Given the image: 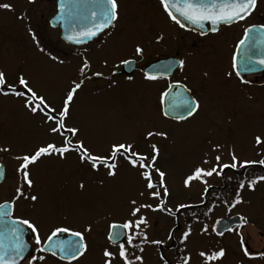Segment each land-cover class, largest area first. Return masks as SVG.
I'll list each match as a JSON object with an SVG mask.
<instances>
[{
    "label": "rangeland",
    "instance_id": "obj_1",
    "mask_svg": "<svg viewBox=\"0 0 264 264\" xmlns=\"http://www.w3.org/2000/svg\"><path fill=\"white\" fill-rule=\"evenodd\" d=\"M5 3L11 5L10 9L0 8V64L6 82L17 84L22 75L30 87L43 95L51 105L59 108L72 82L76 81L70 76L76 65H47L51 64L48 56L41 57L24 51L29 36L26 37L19 29L34 27V11L43 6L41 0H0V4ZM20 38H23L21 46ZM120 52L114 51L113 59L118 60ZM187 71L193 73L190 65ZM138 83L135 79L127 82L118 76L108 82L95 81V85L87 82L77 90L69 106L66 126L78 127L80 131L77 137H72L73 143L83 139L85 146L95 154H106L109 146L119 141L132 143L136 151L150 155L151 145L155 144L159 149L157 167L165 171V182L170 193L164 197L165 204L173 212L176 211L175 206L181 203L192 206L204 202L205 188L222 185V174H214L205 177L207 184L194 180L190 187L184 186V178L194 167L209 166L202 164L204 159L215 163L214 157L220 155L221 163H230L229 153L232 151L241 160L264 159V145L257 146L254 142L256 135L264 139V88L255 89L256 95H245L237 107L239 110L223 116L213 114L202 117L194 114L184 120H170L155 109L153 101L143 106L144 98L142 94L139 95ZM223 97L221 100H224ZM0 99L1 149H9L8 152L1 151L5 178L0 184V203L11 201L16 187L23 186L26 196L30 193L38 199L35 202L30 199L17 200L15 214H22L32 220L39 229L41 239L54 227H69L73 231L84 232L87 244L85 253L76 260L61 261L42 254L45 259L41 264H104L105 248L117 254L111 264H122L118 246L110 245L107 240L109 226L113 223L123 224L130 218L132 199L138 203H153V206L158 202L147 194L140 197L144 183L138 171L118 158L120 166L117 174L108 177L104 168L95 171L87 162L72 163L68 160L72 151L66 154V158L56 154L40 157L29 166L32 187L22 185L21 176L16 171L20 161L16 157L30 154L38 146L53 141L62 144L63 138H53L48 125L42 122V114L31 113L25 108L24 98L1 94ZM234 102L233 98L228 108ZM151 124L155 127H145ZM148 131L166 132L167 136L147 137ZM215 145L221 146L219 152L215 150ZM223 173L228 175L232 171L226 170ZM240 199L241 202L229 210L218 201L211 213L184 216L185 219L182 216L186 214L184 209H180L176 215H170L167 211L143 209L138 216H144L147 220V226L141 225V228L145 230L148 240H162L166 247L170 243L167 231L174 221H196L192 236L184 244H189V264H201L198 253L206 251V243L216 237L212 227L218 218L226 216L227 211L229 214L239 213L251 226L264 225V182H258L254 189H241ZM205 225L208 231L200 232V228ZM86 228H90V231H84ZM139 247H143L142 253L139 249L131 248L129 253L130 258L133 252L142 255V264H179L172 255L175 249L170 248L163 255L159 245L144 243L139 244Z\"/></svg>",
    "mask_w": 264,
    "mask_h": 264
},
{
    "label": "flooded vegetation",
    "instance_id": "obj_2",
    "mask_svg": "<svg viewBox=\"0 0 264 264\" xmlns=\"http://www.w3.org/2000/svg\"><path fill=\"white\" fill-rule=\"evenodd\" d=\"M41 1L43 6L34 11V27L19 29V32H24L26 37L29 36V42L24 51L33 52L41 57L48 56L51 59V64L47 65H76L70 76L75 78L77 82L83 79L82 86L87 82H93L95 85V81H112L117 76L128 82L129 77H131V79L139 81L137 88L139 95L142 94L144 98L143 106L153 101L155 109H158L163 117L170 120L177 119L166 117L163 115L162 109V93L169 89V85L184 86L189 94L188 99L195 98L199 102L200 106L194 114L202 117L213 114L223 116L225 113L239 110L237 107L240 106V100L245 99V95H256L255 89L264 88V72L238 77L232 68L234 50L236 44L242 39L244 30L252 25H264V0H257L256 6L244 20L229 25H221L216 31L204 34L181 28L173 22L165 13L160 0H117V18L112 25L97 38L79 47L64 42L60 38L59 28L51 25L50 19L56 13V0ZM21 44H23V38L19 39V45L21 46ZM137 45L143 48L142 55L135 53ZM118 50L121 51L119 59H113L112 53ZM165 59L171 61L165 63ZM85 60L88 61L89 68L81 73L80 68ZM123 60H128L129 63L127 65L122 64L121 61ZM180 60L185 62L182 69L178 64ZM188 65L191 66L192 75L187 71ZM195 66L196 69H194ZM150 69L159 77L158 79H145V73H148L146 70ZM96 72L102 75L94 76L93 73ZM229 73L232 74L228 75ZM5 91H7L6 88ZM222 96H224V100H221ZM233 98L235 99L234 106L228 108V104ZM227 99H229L228 102ZM136 104L139 105V103ZM139 107L147 110L140 105ZM68 120L67 117L66 122ZM145 127L154 128L155 125L151 124ZM64 135L72 139L70 133H64ZM64 135L53 134V138L59 136L63 138L61 141L63 143ZM51 143L59 144V142L54 141ZM69 156L68 160L72 163L81 161L75 151ZM253 171L257 173L264 171V165L254 164ZM234 176L238 177L239 173L234 174ZM229 178H231L229 174L222 173V180ZM15 217L27 218L22 214H15ZM196 223V221H174V224L167 231L168 235L172 233L171 238H169V245L167 247L164 243L159 245L161 253L165 255L164 252L169 250L171 245H174V249L178 251L176 253V255L178 254L177 263L180 264L182 258L189 255L187 252L189 244L187 246L181 242L180 237L188 226L193 229V225ZM251 225L250 223L242 224L240 221L230 228L231 231H225L223 235L216 236L206 243V251H215L220 248L225 250V255L215 264H264V257L253 255L250 258L244 255L242 240L243 246L248 249L249 253L264 252V225ZM203 227L200 228V232ZM249 229H252L253 232ZM144 232L145 230L141 228L142 235ZM160 232L162 234L161 228ZM191 234L189 237L192 236ZM30 241L32 244L31 254L22 264H29L32 256L42 254L59 260L57 256H52L50 253L39 252V246L35 245L34 235ZM41 263L42 261L32 262V264Z\"/></svg>",
    "mask_w": 264,
    "mask_h": 264
},
{
    "label": "snow or ice",
    "instance_id": "obj_3",
    "mask_svg": "<svg viewBox=\"0 0 264 264\" xmlns=\"http://www.w3.org/2000/svg\"><path fill=\"white\" fill-rule=\"evenodd\" d=\"M257 0H160V3L167 14V16L179 25L181 28L185 27V24L181 22L182 17L184 20L189 21L193 25H198L203 27L205 21H209L213 27L212 31H216V25L221 23L231 24L234 21L244 20L256 6ZM60 15L63 16L64 9L66 7L64 2L60 5ZM0 8L10 9V4H0ZM117 0H104L103 4L95 7V10L90 11V15L93 18V23L90 27L84 28L81 31L75 33L74 35H68L67 39L74 41L75 43H81L85 39H90L97 35L100 31L108 28L112 22L117 18ZM98 19L99 22H95ZM257 26L252 25L250 28L255 29ZM260 28L264 29V25H260ZM245 39H241L237 45V48L247 45L244 49V54L241 63H243L245 70H250L255 64L264 65V53H260L258 56L252 51L255 47V41L252 44L248 43L249 28L244 30ZM159 39V37H158ZM135 53L137 55L143 54V48L139 45L135 47ZM122 64L127 65L128 60L121 61ZM184 61L180 60L178 62L179 67L182 69L184 66ZM239 67L237 56L234 54L232 57V68L235 71L236 76H240V71L237 70ZM89 68V63L85 60L80 68V72L84 73L86 69ZM229 73L228 75H231ZM94 76H101L99 72L93 73ZM159 77L154 73H145V79L156 80ZM131 79V77H129ZM244 82V81H242ZM179 83V82H176ZM83 84V79L79 82L73 81L71 87L66 93L62 105L57 108L47 102L43 95H39L32 87L29 86V82L21 75L18 78L17 84H8L6 82V77L4 72H0V94L3 95H15L17 97L24 98V106L31 113H41L42 122L48 125V129L53 134L64 135V133H70L71 137H77L79 134L78 127H66V118L69 115V106L74 99V96L81 88ZM172 85H169L171 88ZM5 88L7 91H5ZM22 88L23 90H19ZM167 95V93H162V97ZM199 102L192 98L191 100H183L180 107L184 114L177 115L175 119L184 120L187 117L192 116L197 112L199 108ZM163 115L167 116L168 112H164ZM147 137L160 136L166 137L167 133L162 131H148ZM254 142L257 146L264 145V139L260 135L254 137ZM215 150L220 151L221 146L215 145ZM0 151L8 152V148H2ZM75 151L79 155V159L82 162H87L90 164L91 168L95 171H99L100 168L105 169V174L108 177H114L117 174V169L120 166L118 163V158H122L131 168L138 171L139 176L142 178L144 183V190L139 193L140 197H144L147 194L153 200L158 201L153 206V203H138L136 199L130 201V218L126 220L123 224H111L109 226L110 231L108 234V239L110 243L118 244V255L122 260V264H136L140 262L142 264V255H135L134 252L129 253V248L136 249L138 245L134 244V240L140 238V244L151 243L154 245H161L162 240H151L149 241L146 233L142 235L141 225L147 226V220L144 216H138V214L143 209H150L152 211H167L170 215H176L180 209L189 207L186 204L176 205V211L173 212L172 209L166 207L164 197L170 195L169 189L166 186L165 171L157 167V161L159 157V149L155 144L151 145V153L144 154L135 150L132 143L127 142H114L109 146V150L106 154H95L85 146L83 139H77L73 143L69 136L64 135V141L61 146H57L55 143H46L43 146H38L32 153L25 154L16 157L20 161L16 171L21 176L22 185L26 184L28 188H31L33 181L30 178L29 166L35 164L40 157L50 156L53 154L59 155L61 158H66V154ZM230 163H221V156L216 155L214 157L215 163H210L209 160L204 159L202 164L209 165L208 167L196 166L186 175L183 180L184 186L190 187L192 181H200L207 184L205 177H211L214 174L219 176L222 174L224 169H243L250 165L259 164L264 165V159L259 160H241L238 158L234 151L229 153ZM3 174V170L0 169V175ZM154 176L156 179H154ZM258 182H264V175H256L253 178L241 179L238 182V187L236 189L235 200L232 201L231 206H235L241 202L240 190L247 187L248 189H254ZM81 188L84 187L83 184L80 185ZM207 191V188L204 189ZM26 189L23 186H17L15 189V195L12 197L11 201H4L0 204V219L8 218L11 223L10 232L12 234V243L10 245L9 252H0V264H16V259L22 257L24 245L20 239V233L23 232L26 226L34 235L35 245L39 246V252H47L52 256H57V250L60 253L59 259L61 260H76L78 257L82 256L87 250V244L85 243L84 232L73 231L69 227H54L50 230L46 239L42 240L40 236L39 229L37 225L28 218L14 217L12 215V209L15 203L19 199H30L31 201H37L38 197L36 195H31L30 193L25 195ZM138 217V218H137ZM241 223L246 224L247 220L241 217ZM127 230V231H124ZM214 232L216 231V226L213 225ZM231 231L232 229H227ZM84 231H90V228H86ZM191 226H188L186 230L182 232L180 237L181 242L187 241L191 234ZM208 231L207 225H205L201 232L206 233ZM58 233H70L71 236L78 239L74 240H55ZM218 235H223V233H217ZM172 233H169V238H171ZM124 238L123 240L121 238ZM242 248L245 256L250 258L253 255H258L264 257V252L259 253H249L248 249L243 246V240L241 241ZM46 245V247L44 246ZM127 245V247H126ZM139 251L143 252V247H139ZM117 254L109 251L105 248L103 256L105 257L104 264H111L112 259ZM202 260V264H215L216 261L220 260L225 255V250L220 248L215 251H200L198 253ZM163 259V257H161ZM45 257L32 256L29 264L34 261H43ZM191 259L190 255H185L180 264H189ZM167 264V262H165Z\"/></svg>",
    "mask_w": 264,
    "mask_h": 264
},
{
    "label": "water",
    "instance_id": "obj_4",
    "mask_svg": "<svg viewBox=\"0 0 264 264\" xmlns=\"http://www.w3.org/2000/svg\"><path fill=\"white\" fill-rule=\"evenodd\" d=\"M64 2L66 7L64 9L63 16L60 15V3ZM104 0H57V13L51 20V24L53 26H59L60 28V36L61 38L68 44L79 46L83 45L95 37H97L101 32L105 31L107 28L103 29L99 33H97L96 36L85 39L81 43H75L74 41H70L67 39L68 35H74L75 33L81 31L84 28L90 27L91 24L94 22L93 18L90 15V11L95 10V7L103 4ZM178 18L181 19V22L185 24V29L193 30L195 32H198L200 34H204L206 32H214L212 31L213 25L209 21H205L203 24V27H200L198 25H193L189 21L184 20L182 17H179V14L177 13ZM95 22H99L98 19ZM236 22V21H234ZM233 23V22H232ZM224 23H221L219 25H216V29L218 26L223 25ZM109 28V27H108ZM242 39H245V36H243ZM248 43L252 44L253 41H255V47L252 49V51L258 56L260 53H264V29L257 26L255 29H252L249 27V36H248ZM247 47L241 46L240 48L236 47L235 55L237 56L238 61V69L240 71V76H244L247 74H254L261 71H264V65L255 64L251 67L250 70H245L243 63H241L244 49ZM165 63L170 62V59L164 60ZM125 67V66H124ZM148 73H154L152 69L146 70ZM165 93L167 95L163 96V113L168 112L167 117L175 118L177 115L184 114L182 108L180 107L183 100L188 99V94L185 91L184 87L176 84L172 85L171 88H169ZM0 169L3 170V174L0 175V182L3 181L4 178V168L3 165H0ZM4 203V202H3ZM1 203V204H3ZM13 212V209H12ZM240 220L239 215H234L229 218H221L217 224H216V231L215 233H223L227 229H229L231 226L236 224ZM11 223L8 220V218L0 219V252H9L10 251V245L12 243V234L10 232ZM110 231V230H109ZM126 231V230H124ZM32 232L30 229H28L26 226L24 227V230L22 233H20V239L23 242L24 249L22 253V257H19L16 259V264H21L31 253L32 244L30 242V238L32 237ZM218 235V234H217ZM55 240H74L78 239L76 237L71 236L70 233H58L57 237L54 238ZM124 239L123 237L121 238ZM109 240V239H108ZM113 244V243H111ZM117 245V244H114ZM46 247V245H44ZM57 256H60L59 251L57 250Z\"/></svg>",
    "mask_w": 264,
    "mask_h": 264
},
{
    "label": "trees",
    "instance_id": "obj_5",
    "mask_svg": "<svg viewBox=\"0 0 264 264\" xmlns=\"http://www.w3.org/2000/svg\"><path fill=\"white\" fill-rule=\"evenodd\" d=\"M247 168L241 169V172L238 177H232L222 181V186L213 188L212 194L208 197V199L202 204V206L194 207L185 210L186 214L182 215L185 217H194L196 214L207 215L217 204L218 201L227 207H231L232 201L235 200L236 197V189L238 187V182L241 179L245 178H253L256 175H263V172H254L247 171ZM185 219V218H184ZM174 247V245H173Z\"/></svg>",
    "mask_w": 264,
    "mask_h": 264
}]
</instances>
